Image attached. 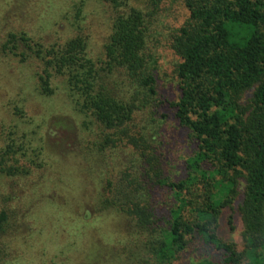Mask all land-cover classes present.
<instances>
[{
  "label": "trees",
  "instance_id": "obj_1",
  "mask_svg": "<svg viewBox=\"0 0 264 264\" xmlns=\"http://www.w3.org/2000/svg\"><path fill=\"white\" fill-rule=\"evenodd\" d=\"M99 1L114 11L106 60L99 64L80 33L45 44L28 30L10 31L2 49L43 64L38 76L44 94L53 92L54 75L64 77L75 109L102 129L100 149L127 147L136 154L130 170L104 178L100 202L101 210L129 221L138 248L134 264L184 258L186 264H264V0H185L189 17L170 42L181 57L178 100L160 94L150 45V27L166 0H150L151 11L130 0ZM25 2L0 0V6L12 3L19 10ZM66 4L65 18L74 13L75 26L86 0ZM115 73L124 77L127 92L114 84ZM149 108L165 121L173 116L172 133L187 139L188 156L171 152L176 137L168 136L166 125L149 135L134 131L135 114ZM15 170L0 167L8 175ZM226 210L230 224L241 216L242 250L219 234ZM8 219L0 211V239Z\"/></svg>",
  "mask_w": 264,
  "mask_h": 264
},
{
  "label": "rangeland",
  "instance_id": "obj_2",
  "mask_svg": "<svg viewBox=\"0 0 264 264\" xmlns=\"http://www.w3.org/2000/svg\"><path fill=\"white\" fill-rule=\"evenodd\" d=\"M58 1L26 0L19 10H13L12 3L0 6V167L17 169L12 175L0 171V211L9 216L0 239V264H134L138 248L129 221L112 209L101 210L100 202L104 178L115 179L130 170L137 163L136 154L127 147L100 149L102 129L92 117L75 109L64 77L54 75L53 92L44 94L38 76L43 64L35 58L22 62L2 49L10 31L28 30L45 44L80 33L87 38L93 60L98 64L106 60L105 44L114 20L109 4L86 0L74 26L75 14L65 18L66 0ZM129 3L152 10L150 0ZM188 17L185 0H166L150 27L164 98L179 97L176 70L181 57L170 42ZM112 80L128 91L119 73ZM163 110L172 113L166 107ZM133 124L137 126L134 131L143 129L148 135L166 125L168 136L175 135L173 116L165 121L151 108L138 111ZM182 140L176 137L171 152L185 158L190 148L187 139ZM230 214L226 210L220 220L219 234L242 250L243 222L235 215L230 224ZM189 261L184 258L174 264Z\"/></svg>",
  "mask_w": 264,
  "mask_h": 264
}]
</instances>
